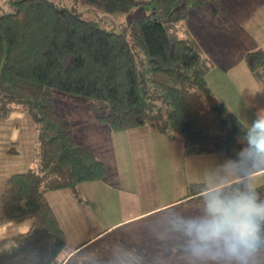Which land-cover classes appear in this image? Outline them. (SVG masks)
Segmentation results:
<instances>
[{
    "label": "trees",
    "instance_id": "1",
    "mask_svg": "<svg viewBox=\"0 0 264 264\" xmlns=\"http://www.w3.org/2000/svg\"><path fill=\"white\" fill-rule=\"evenodd\" d=\"M82 1L142 15L128 34L103 30L49 0H13L10 11L0 12V118L26 112L36 129L31 166L10 175L0 195V224L31 226L0 240V264H61L77 247L46 193L69 189L80 201L79 185L106 175L55 110L54 91L87 98L96 120L114 131L148 126L179 140L186 155L228 158L238 151L245 125L212 92L206 80L212 63L183 26L206 4L222 12L219 0ZM244 62L264 89V49L246 52ZM186 192L198 197V183Z\"/></svg>",
    "mask_w": 264,
    "mask_h": 264
},
{
    "label": "crops",
    "instance_id": "2",
    "mask_svg": "<svg viewBox=\"0 0 264 264\" xmlns=\"http://www.w3.org/2000/svg\"><path fill=\"white\" fill-rule=\"evenodd\" d=\"M191 11L184 29L196 41L212 67L206 80L214 95L246 126L264 112V89L244 62L248 51L264 49V0H219ZM55 110L68 119L73 139L92 150L106 168L104 179L79 185L81 200L69 189L52 190L46 199L66 236L77 247L61 264H95L94 256H110L125 233L120 228L143 221L162 209L198 203L186 196L187 185L202 171L222 161L219 154H184L172 140L148 126L114 131L95 118L90 101L82 96L53 92ZM36 129L26 112L0 118V195L6 179L25 172L32 162ZM241 145H238V150ZM31 222L0 224V240L26 232ZM99 248L84 255L92 245ZM142 264H155L130 249ZM83 254V255H81Z\"/></svg>",
    "mask_w": 264,
    "mask_h": 264
},
{
    "label": "clouds",
    "instance_id": "3",
    "mask_svg": "<svg viewBox=\"0 0 264 264\" xmlns=\"http://www.w3.org/2000/svg\"><path fill=\"white\" fill-rule=\"evenodd\" d=\"M237 142L241 147L233 157L202 171L185 162L198 175V206L162 209L149 224L152 237L167 253L155 264H173L177 257V264H264V191L257 183L264 176V112L246 124ZM93 260L142 264L122 246Z\"/></svg>",
    "mask_w": 264,
    "mask_h": 264
},
{
    "label": "rangeland",
    "instance_id": "4",
    "mask_svg": "<svg viewBox=\"0 0 264 264\" xmlns=\"http://www.w3.org/2000/svg\"><path fill=\"white\" fill-rule=\"evenodd\" d=\"M13 0H0V12L10 11L11 5L10 2ZM56 4L59 8H65L79 14L80 17L89 20L90 22L96 24L98 27L106 31L114 32H124L128 34L132 31L131 21L142 15L141 10H136L131 13L126 12H108L102 9L99 6L91 5L83 2L82 0H49ZM191 13V12H190ZM189 13V14H190ZM141 56L138 55V58ZM240 145V144H238ZM221 155V157L227 158L223 153H215ZM257 183L259 185L264 184V176L257 178ZM198 206V203L195 204H183L174 208L182 211H188L194 209ZM160 213V212H159ZM158 214V213H157ZM155 214L148 219L139 221L135 224L125 226L120 228L119 232L122 234L125 233L122 245L126 246L127 249H132L138 252L139 255L150 258L156 262L157 257L166 256L167 253L164 251L163 245L157 240H155L150 232L149 224L155 222L159 217ZM99 243L92 245L84 255H91L92 251L94 252L99 248ZM83 255V254H81ZM178 261V257H177ZM177 261H173V264H177Z\"/></svg>",
    "mask_w": 264,
    "mask_h": 264
}]
</instances>
